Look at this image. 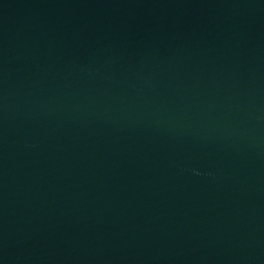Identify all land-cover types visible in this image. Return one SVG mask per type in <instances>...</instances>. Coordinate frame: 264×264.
<instances>
[{"label": "water", "instance_id": "95a60500", "mask_svg": "<svg viewBox=\"0 0 264 264\" xmlns=\"http://www.w3.org/2000/svg\"><path fill=\"white\" fill-rule=\"evenodd\" d=\"M0 264H264V0H0Z\"/></svg>", "mask_w": 264, "mask_h": 264}]
</instances>
